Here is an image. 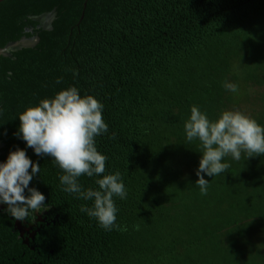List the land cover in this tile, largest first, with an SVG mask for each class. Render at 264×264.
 Here are the masks:
<instances>
[{
	"label": "trees",
	"instance_id": "1",
	"mask_svg": "<svg viewBox=\"0 0 264 264\" xmlns=\"http://www.w3.org/2000/svg\"><path fill=\"white\" fill-rule=\"evenodd\" d=\"M73 86L104 105L96 147L127 189L114 197L126 231L81 212L93 201L61 191V169L16 135L28 107ZM192 106L264 126V0H2L0 163L17 149L39 163L29 188L50 210L22 222L0 208V264H264V155L226 158L201 195ZM98 178L79 182L97 190Z\"/></svg>",
	"mask_w": 264,
	"mask_h": 264
},
{
	"label": "clouds",
	"instance_id": "2",
	"mask_svg": "<svg viewBox=\"0 0 264 264\" xmlns=\"http://www.w3.org/2000/svg\"><path fill=\"white\" fill-rule=\"evenodd\" d=\"M73 74L78 75L77 72ZM61 82L62 78L57 80L58 84ZM223 87L232 93L239 90L238 84L227 80ZM103 109L104 105L92 95L81 97L76 87H69L20 114L16 135L37 156L51 157L61 169V191L80 200L93 201L91 207L82 204L81 212L96 219L106 231H126V227L121 228L116 223L118 208L114 197L126 199L127 189L119 171L103 175L108 157L99 153L96 147V137L108 131ZM184 131L188 142H199L202 153L196 172L199 177L196 186L201 195H207L209 187L204 174L215 177L226 172L231 167L225 162L226 158L239 162L242 155L247 159L264 155V126L239 110H224L213 121L197 106H192ZM40 170L39 163H33L21 149L10 152L7 161L0 163V204L8 206L7 211L15 220L23 222L31 218L34 221L33 213L50 210L45 204V196L37 189L29 188ZM82 176H102L95 180L98 189H84L79 182ZM26 189L29 195H25Z\"/></svg>",
	"mask_w": 264,
	"mask_h": 264
},
{
	"label": "water",
	"instance_id": "3",
	"mask_svg": "<svg viewBox=\"0 0 264 264\" xmlns=\"http://www.w3.org/2000/svg\"><path fill=\"white\" fill-rule=\"evenodd\" d=\"M2 0H0V2H1ZM31 42H30V40H28L27 38H22V39H20V40H18V41H16V42H13L12 44H10L9 45V47L10 48H17V47H20V46H24V45H28V44H30ZM8 47V48H9ZM2 207V206H1ZM0 207V208H1Z\"/></svg>",
	"mask_w": 264,
	"mask_h": 264
},
{
	"label": "flooded vegetation",
	"instance_id": "4",
	"mask_svg": "<svg viewBox=\"0 0 264 264\" xmlns=\"http://www.w3.org/2000/svg\"><path fill=\"white\" fill-rule=\"evenodd\" d=\"M3 205H6V204H0V207L1 206H3ZM20 222H18V224H19ZM18 227H20V229H21V231H24V229H23V225H21V223H20V226L18 225ZM28 229V228H27Z\"/></svg>",
	"mask_w": 264,
	"mask_h": 264
},
{
	"label": "rangeland",
	"instance_id": "5",
	"mask_svg": "<svg viewBox=\"0 0 264 264\" xmlns=\"http://www.w3.org/2000/svg\"><path fill=\"white\" fill-rule=\"evenodd\" d=\"M34 214H36V213H34ZM18 225L20 226V223H19ZM30 226L32 227V226H33V223H32ZM31 227H30V228H31ZM24 230H25V229H24ZM27 230H28V229H27Z\"/></svg>",
	"mask_w": 264,
	"mask_h": 264
}]
</instances>
